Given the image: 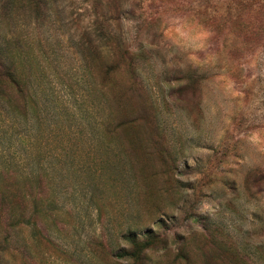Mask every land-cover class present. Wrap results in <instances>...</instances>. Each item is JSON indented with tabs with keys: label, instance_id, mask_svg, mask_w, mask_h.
<instances>
[{
	"label": "rangeland",
	"instance_id": "1",
	"mask_svg": "<svg viewBox=\"0 0 264 264\" xmlns=\"http://www.w3.org/2000/svg\"><path fill=\"white\" fill-rule=\"evenodd\" d=\"M2 63L33 102L0 100V176L46 170L31 198L7 181L60 212L49 236L1 229L0 264H111L97 243L129 228L153 236L146 264H264V0H0Z\"/></svg>",
	"mask_w": 264,
	"mask_h": 264
},
{
	"label": "trees",
	"instance_id": "2",
	"mask_svg": "<svg viewBox=\"0 0 264 264\" xmlns=\"http://www.w3.org/2000/svg\"><path fill=\"white\" fill-rule=\"evenodd\" d=\"M97 50V48L91 46L85 48L82 54L83 69L90 78L96 91H100L101 94H103L104 89L109 85L110 65L108 63L97 64L86 58ZM16 73L15 65L0 64V100L5 103V106L11 114L20 116L22 119H27L28 107L29 103L32 101V95L31 93L25 94L27 102V104H25L23 100V86ZM106 107L107 115L102 120L100 130L103 136L110 137L115 130V125L110 116L109 99L106 100ZM3 172L5 174L4 177L0 176V179L2 178L0 183L4 181L3 184L0 185V231L1 229L4 231V241L7 243L11 242L13 229L20 219H23L25 225H30V228H32V237L35 239L43 237L42 235L44 234L49 236L47 232L42 233L43 231L36 227V223L45 222L44 219L46 218L51 220L59 214L60 211L57 206V201L49 196L47 200L43 202V206L39 207L37 201L32 198L31 209L30 212L27 213L26 203L23 199H20L19 202L16 203V189H11L12 184L7 181V179H9L7 175L9 174L19 181L27 182L29 190L26 196L31 198L32 193L30 191L33 185L37 184L38 187H41L44 184L51 183L48 172L42 170L39 172L24 173L8 169H3ZM140 236L141 235H139V232L135 228L127 229V231L121 235L124 244L119 246L115 252H111L109 249L107 251L106 247L104 248L101 242H98L97 245L105 252L111 264H120V261H125V264H146L145 258L147 251L154 247V242L152 240L153 236L148 234L146 235V239H141ZM47 239L52 240L48 237Z\"/></svg>",
	"mask_w": 264,
	"mask_h": 264
}]
</instances>
